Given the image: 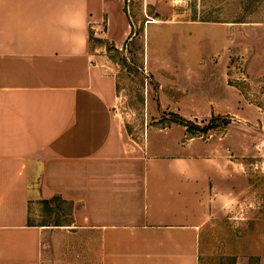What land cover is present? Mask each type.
I'll return each instance as SVG.
<instances>
[{"label": "crops", "instance_id": "crops-1", "mask_svg": "<svg viewBox=\"0 0 264 264\" xmlns=\"http://www.w3.org/2000/svg\"><path fill=\"white\" fill-rule=\"evenodd\" d=\"M129 3L0 0V264H41L33 211L56 197L99 233L100 264H199L202 229L247 189L225 158L128 152L91 42L115 44Z\"/></svg>", "mask_w": 264, "mask_h": 264}, {"label": "rangeland", "instance_id": "rangeland-1", "mask_svg": "<svg viewBox=\"0 0 264 264\" xmlns=\"http://www.w3.org/2000/svg\"><path fill=\"white\" fill-rule=\"evenodd\" d=\"M123 14L110 27L117 45L92 40L91 51L128 152L232 161L247 189L202 229L199 264H264V0H131ZM180 118L218 127L193 135ZM71 211H33L32 224L49 225L41 264H100L99 233L71 224Z\"/></svg>", "mask_w": 264, "mask_h": 264}, {"label": "trees", "instance_id": "trees-1", "mask_svg": "<svg viewBox=\"0 0 264 264\" xmlns=\"http://www.w3.org/2000/svg\"><path fill=\"white\" fill-rule=\"evenodd\" d=\"M181 120V125L183 127L186 128L187 132L188 133H191L193 135L195 134H207L208 132L212 131V130H215L217 129V124L215 123V121L211 122L209 125L201 128L200 126H196L194 124H190V122H188V120L184 119V118H180ZM188 124H190V126H188ZM224 126H228V123L227 122H224ZM55 203H58V204H69L65 201H63L61 198L59 197H56L54 198L53 200H50V201H44L42 204L45 206V208L49 211L51 209V205H54ZM71 205V204H69ZM72 206V205H71ZM73 209V207H72ZM71 217H72V211H71ZM71 224H72V221H71ZM49 227V225H46L45 227ZM69 227L70 225H61V224H57L55 227Z\"/></svg>", "mask_w": 264, "mask_h": 264}, {"label": "clouds", "instance_id": "clouds-1", "mask_svg": "<svg viewBox=\"0 0 264 264\" xmlns=\"http://www.w3.org/2000/svg\"><path fill=\"white\" fill-rule=\"evenodd\" d=\"M226 214H227V209H226ZM240 219H243V217L241 216V217H239Z\"/></svg>", "mask_w": 264, "mask_h": 264}]
</instances>
